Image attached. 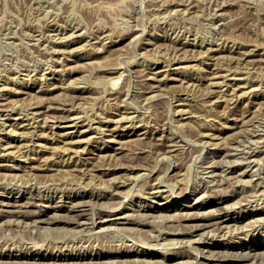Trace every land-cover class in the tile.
I'll return each instance as SVG.
<instances>
[{"label": "rangeland", "instance_id": "obj_1", "mask_svg": "<svg viewBox=\"0 0 264 264\" xmlns=\"http://www.w3.org/2000/svg\"><path fill=\"white\" fill-rule=\"evenodd\" d=\"M180 1L0 0V224L4 222L0 225L1 264H178L175 261L183 260L187 261H183L184 264H248L249 260V264H264V0ZM212 79L217 84H213ZM121 116L127 117L122 119ZM115 117H119L116 122ZM53 133L58 134L54 137ZM78 138L85 139L80 141ZM161 153L164 155L159 158ZM165 155L171 156L166 159ZM154 161L159 165H154ZM91 180H94L92 184ZM95 184L100 186L95 187ZM189 203L193 205L185 207ZM227 205L232 209L229 212ZM110 206L117 207L111 209ZM165 206H170V211ZM199 213L201 215L197 217ZM101 215L111 218V223L97 226ZM51 216L63 221L45 220ZM148 252H157L153 253L154 263L142 255ZM246 253H250L248 259L238 258ZM174 256L178 257L175 259Z\"/></svg>", "mask_w": 264, "mask_h": 264}, {"label": "bare ground", "instance_id": "obj_2", "mask_svg": "<svg viewBox=\"0 0 264 264\" xmlns=\"http://www.w3.org/2000/svg\"><path fill=\"white\" fill-rule=\"evenodd\" d=\"M168 1H169V0H168ZM175 1H176V0H175ZM179 1H180V0H179ZM226 1H227V0H226ZM228 1H229V0H228ZM172 2H173V0H172ZM180 2H181V1H180ZM184 2H185V1H184ZM217 2H218V1H217ZM176 3H177V2H176ZM182 3H183V1H182ZM221 3H223V0H222ZM225 3H226V2H224V4H225ZM178 4H179V3H178ZM218 4H219V3H218ZM226 4H227V3H226ZM169 5H171V4H169ZM176 6H177V4H176ZM218 7H219V5H218ZM52 29H54V28H52ZM134 30H135V29H134ZM131 33H132V32H131ZM80 35H81V34H80ZM80 35H79V36H80ZM105 35H106V34H105ZM108 35H109V34H108ZM76 36H77V35H76ZM79 36H78V37H79ZM108 37H109V36H108ZM100 38H102V37L100 36ZM106 38H107V37H106ZM111 38H112V37H111ZM95 40H96V39H95ZM90 41H91V40H90ZM101 41H102V40H101ZM91 42H93V41H91ZM98 42H99V41H98ZM103 42H104V41H103ZM112 42H113V41H112ZM112 42H111V43H112ZM71 43H72V42H71ZM104 43H105V42H104ZM87 44H88V43H87ZM102 44H103V43H102ZM85 45H86V44H85ZM91 45H92V44H91ZM97 45H98V43H97ZM104 45H105V44H104ZM184 45H185V44H184ZM185 46H186V45H185ZM200 46H201V45H200ZM93 47H94V46H93ZM116 47H117V46H116ZM119 47H120V46H119ZM76 48H77V47H76ZM80 48H81V47H80ZM104 48H105V46H104ZM173 48H174V47H173ZM175 48H176V47H175ZM178 48H179V47H178ZM180 48H181V47H180ZM107 49H108V47H107ZM115 49H116V48H115ZM115 49H114V50H115ZM117 49H118V47H117ZM176 49H177V48H176ZM212 49H214V48H212ZM77 50H78V48L76 49V51H77ZM108 50H109V49H108ZM177 50H178V49H177ZM207 50H209V49H207ZM214 50H215V49H214ZM68 51H69V50H68ZM70 51H71V50H70ZM74 51H75V50H74ZM74 51H73V53H74ZM102 51H103V50H102ZM183 51H184V50H183ZM64 52H65V51H64ZM71 52H72V51H71ZM67 53H69V52H67ZM73 53H72V54H73ZM177 53H178V52H177ZM205 53H206V52H205ZM250 53H251V52H250ZM78 54H79V53H78ZM202 54H203V53H202ZM241 54H243V53H241ZM241 54H240V55H241ZM247 54H248V52H247ZM88 55H89V54H88ZM210 55H211V54H210ZM78 56H79V55H78ZM83 56H84V55H83ZM178 56H179V55H178ZM185 56H186V55H185ZM206 56H207V55H206ZM211 56H212V55H211ZM242 56H244V55H242ZM68 57H69V55H68ZM68 57H67V59H68ZM87 57H88V56H87ZM90 57H91V56H90ZM182 57H183V56H182ZM188 57H189V56H188ZM195 57H196V56H195ZM245 57H246V56H245ZM72 59H73V58H72ZM177 59H178V58H177ZM179 59H180V58H179ZM184 59H185V58H184ZM241 59H243V58H241ZM70 60H71V58H70ZM78 60H79V59H78ZM260 60H261V59H260ZM180 61H181V60H180ZM69 62H70V61H69ZM72 62H73V61H72ZM77 63H78V61H77ZM89 63H90V62H89ZM77 65H78V64H77ZM237 66H238V65H237ZM70 67H71V66H70ZM72 67H73V66H72ZM224 69H226V68H224ZM228 69H229V67H228ZM228 69H227V70H228ZM68 70H69V69H68ZM74 70H77V69H73L72 71H74ZM78 70H79V69H78ZM114 70H115V69H114ZM234 70H235V69H234ZM117 71H118V70H117ZM215 71H216V70H215ZM218 71H219V70H218ZM235 71H237V70H235ZM70 72H71V70H70ZM157 72H158V71H157ZM232 72H233V71H232ZM113 73H114V72H113ZM160 73H161V72H160ZM208 74H209V73H208ZM215 74H216V73H215ZM219 75H220V74H219ZM209 76H211V75H209ZM216 76H218V75H216ZM221 76H222V75H221ZM224 76H225V75H224ZM79 77H80V76H79ZM113 77H114V76H113ZM225 77H226V76H225ZM75 78H76V77H75ZM77 78H78V77H77ZM114 78H116V77H114ZM118 78H119V77H118ZM154 78H156V77H154ZM216 78H217V77H216ZM223 78H224V77H223ZM223 78H222V79H223ZM63 79H64V78H63ZM71 79L74 80L73 78H71ZM111 79H112V78H111ZM148 79H149V78H148ZM210 79H211V78H210ZM217 79H218V78H217ZM61 80H62V79H61ZM65 80H66V78H65ZM65 80H64V81H65ZM75 80H77V79H75ZM157 80H158V79H157ZM212 80H213V79H212ZM215 80H216V79H215ZM224 80H225V79H224ZM68 81H69V80H68ZM78 81H80V80H78ZM78 81H77V83H78ZM158 81H159V80H158ZM217 81H218V80H217ZM60 82H61V81H60ZM209 82H210V81H209ZM209 82H208V83H209ZM219 82H220V81H219ZM62 83H63V82H62ZM67 83H68V84H69V83L73 84L72 82H67ZM214 83H216V82H214V80H213V84H214ZM216 84H217V83H216ZM218 84H219V83H218ZM50 85H51V84H50ZM56 85H58V84H56ZM59 85H60V84H59ZM61 85H62V84H61ZM66 85H67V84H66ZM66 85H65V86H66ZM74 85H75V84H74ZM54 86H55V85H54ZM65 86H64V88H65ZM67 86H68V85H67ZM153 86H155V85L153 84ZM158 86H159V84H158ZM58 87H59V86H58ZM61 87H62V86H61ZM68 87H69V86H68ZM68 87H67V88H68ZM73 87H74V86H73ZM149 87H151V86L149 85ZM6 88H7V87H6ZM53 88H54V87H53ZM23 89H24V88H23ZM46 89H47V88H46ZM51 89H52V88H51ZM51 89H50V90H51ZM62 89H63V88H62ZM212 89H213V87H212ZM25 90H26V89H25ZM38 90H39V89H38ZM41 90H42V89H41ZM63 90H64V89H63ZM18 91H19V90H18ZM29 91H30V90H29ZM46 91H47V90H46ZM211 91H212V90H211ZM19 92H21V90H20ZM41 92H42V91H41ZM111 92H112V91H111ZM116 92H118V91H116ZM15 93H16V92H15ZM21 93H22V92H21ZM29 93H30V92H29ZM43 93H44V92H43ZM119 93H120V92H119ZM119 93H118V94H119ZM123 93H124V91H123ZM109 94H110V93H109ZM118 94H117V95H118ZM125 94H126V93H125ZM76 95H77V94H76ZM210 95H211V94H210ZM238 95H239V94H238ZM114 96H115V95H114ZM232 96H233V95H232ZM232 96H231V98H232ZM2 97H3V96H2ZM4 97H5V96H4ZM78 97H79V96H78ZM233 97H236V96H233ZM237 97H238V96H237ZM0 98H1V97H0ZM5 98H6V97H5ZM113 98H114V97H113ZM117 98H118V97H117ZM2 99H4V98H2ZM52 99H54V98H52ZM55 99H56V98H55ZM68 99H69V98H68ZM70 99H71V98H70ZM233 99H234V98H233ZM73 100H74V99H73ZM217 100H218V99H217ZM237 100H238V99H237ZM48 101H49V100H48ZM57 101H58V100H57ZM71 101H72V100H71ZM75 101H76V100H75ZM215 101H216V100H215ZM5 103H6V102H5ZM48 103H49V102H48ZM53 103H56V102L53 101ZM53 103H52V105H53ZM62 103H63V102H62ZM65 103H66V102H65ZM69 103H70V102H69ZM3 104H4V103H3ZM4 105H5V104H4ZM36 105H37V104H36ZM36 105H35V106H36ZM47 105H48V104H47ZM71 105H73V104H70V106H71ZM50 106H51V104H50ZM53 106H54V105H53ZM48 108H49V107H48ZM58 108H60V107H58ZM63 108H64V107H63ZM65 108H66V107H65ZM72 108H73V107H72ZM124 108H125V107H124ZM61 109H62V108H61ZM73 109H75V108H73ZM73 109H72V110H73ZM117 109H118V108H117ZM120 109H121V108H120ZM122 109H123V108H122ZM125 109H126V108H125ZM182 109H183V108H182ZM45 110H46V109H45ZM58 110L60 111V109H58ZM68 110H70V109H68ZM76 110H77V109H76ZM180 110H181V109H180ZM183 110H184V109H183ZM40 111H41V110H40ZM61 111H62V110H61ZM119 111H121V110H119ZM177 111H179V110H177ZM184 111H185V110H184ZM186 111H188V110H186ZM186 111H185V112H186ZM35 112H37V111H35ZM56 112H57V111H56ZM63 112H64V111H63ZM69 112H70V111H69ZM123 112H124V111H123ZM179 112H180V111H179ZM181 112H182V110H181ZM23 113H24V112H23ZM30 113H31V112H30ZM37 113H39V112H37ZM41 113H43V112H41ZM76 113H77V116H78L79 113H78L77 111H76ZM111 113H112V112H111ZM17 114H18V113H17ZM20 114H21V113H20ZM25 114H26V113H25ZM28 114H29V113H28ZM39 114H40V113H39ZM68 114H69V113H68ZM71 114H72V113H71ZM118 114H120V113L118 112ZM123 114H125V113H123ZM123 114H122V116H123ZM180 114H181V113H180ZM46 115H47V114H46ZM72 115H73V114H72ZM72 115H70V116L72 117ZM109 115H110V114H109ZM181 115H182V114H181ZM15 116H16V115H15ZM36 116H37V115H36ZM48 116H49V115H48ZM59 116H61V115H59ZM74 116H75V115H74ZM74 116H73V117H74ZM122 116H121V117H122ZM129 116L131 117V114L128 115V117H129ZM132 116H134V115H132ZM11 117H12V116H11ZM21 117H22V116H21ZM26 117H27V114H26ZM31 117H34V116H31ZM41 117H43V116H41ZM121 117H120V118H121ZM126 117H127V116H126ZM126 117H125V118H126ZM6 118H7V117H6ZM23 118H24V117H23ZM23 118H22V119H23ZM62 118H63V117H62ZM80 118H81V116H80ZM109 118H110V117H109ZM116 118H119V117H115V122H116ZM125 118L122 117V119H125ZM4 119H5V118H4ZM7 119H8V118H7ZM28 119H29V117L26 119V121H27ZM36 119H37V118H36ZM40 119H41V118H40ZM46 119H47V118H46ZM46 119H45V120H46ZM53 119H54V117H53ZM133 119H134V118H133ZM15 120H16V119H15ZM30 120H31V119H30ZM47 120H48V119H47ZM55 120H56V119H55ZM63 120H64V119H63ZM71 120H72V119H71ZM110 120H111V119H110ZM127 120H129V119H127ZM134 120H135V119H134ZM137 120H138V119H137ZM208 120H209V119H208ZM5 121H6V120H5ZM17 121H18V120H17ZM21 121H22V120H21ZM31 121H32V120H31ZM51 121H52V120H51ZM53 121H54V120H53ZM107 121H108V120H107ZM113 121H114V120H113ZM118 121H119V120H118ZM132 121H133V120H132ZM132 121H131V123H132ZM18 122H19V121H18ZM23 122H24V121H23ZM27 122H28V121H27ZM38 122H39V121H38ZM58 122H59V121H58ZM89 122L91 123V121H89ZM98 122H99V121H98ZM104 122H105V121H104ZM28 123H29V122H28ZM35 123H36V122H35ZM35 123H34V124H35ZM144 123H145V122H144ZM203 123H206V122L204 121ZM203 123H202V125H203ZM4 124H5V123H4ZM22 124H23V123H22ZM30 124H31V123H30ZM34 124H33V125H34ZM66 124H67V123H66ZM77 124H78V123H77ZM77 124H76V125H77ZM119 124H120V122H119ZM133 124H134V123H133ZM140 124H142V123H140ZM164 124H165V123H164ZM208 124H209V123H208ZM208 124H207V125H208ZM20 125H21V124H20ZM36 125H38V124H36ZM47 125H48V124H47ZM68 125H70V124H68ZM72 125H73V124H72ZM209 125L211 126V124H209ZM14 126H15V124H14ZM16 126H17V125H16ZM25 126H26V125H25ZM27 126H28V125H27ZM27 126H26V127H27ZM39 126H40V125H39ZM52 126H55V125H52ZM120 126H121V125H120ZM136 126H137V125H136ZM142 126H143V125H142ZM144 126H145V125H144ZM200 126H201V125H200ZM56 127H57V126H56ZM89 127H90V126H89ZM91 127H92V126H91ZM98 127H100V126H98ZM115 127H116V124H115ZM128 127H129V126H128ZM147 127H148V126H147ZM147 127H146V128H147ZM204 127H205V126H204ZM16 128H17V127H16ZM34 128H35V126H34ZM53 128H54V127H53ZM95 128H96V127H95ZM109 128H110V127H109ZM117 128H118V127H117ZM125 128H126V127H125ZM135 128H136V127H135ZM211 128H212V127H211ZM1 129H3V128L1 127ZM26 129H27V128H26ZM28 129H29V128H28ZM43 129H44V128H43ZM90 129H91V128H90ZM98 129H100V128H98ZM144 129H145V128H144ZM32 130H33V129H32ZM32 130H31V131H32ZM100 130H101V129H100ZM108 130H109V129H108ZM150 130H151V128H150ZM28 131H30V130H28ZM28 131H27V133H28ZM54 131H55V130H54ZM93 131H94V130H93ZM102 131H103V130H102ZM109 131H111V130H109ZM161 131H162V130H161ZM44 132H45V131H44ZM44 132H43V133H44ZM52 132H53V131H52ZM96 132H97V131H96ZM106 132H108V131H106ZM157 132H158V131H157ZM159 132H160V131H159ZM208 132H209V131H208ZM208 132H207V133H208ZM25 133H26V131H25ZM37 133H39V132H37ZM80 133H82V132L80 131ZM103 133H104V132H103ZM116 133H117V132H116ZM199 133H200V132H199ZM201 133H202V131H201ZM204 133L207 134L206 132H204ZM209 133H210V132H209ZM35 134H36V133H34V135H35ZM51 134H52V133H51ZM54 134H55V133H53V136H54ZM56 134H58V133H56ZM56 134H55V135H56ZM63 134H64V133H63ZM63 134H60V135H63ZM144 134H145V133H144ZM167 134H168V133H167ZM171 134H172V133H171ZM202 134H203V133H202ZM205 134H204V135H205ZM214 134H215V133H214ZM256 134H257V133H256ZM16 135H17V134H16ZM16 135H15V137H16ZM19 135H20V134H19ZM24 135H25V134H24ZM26 135H27V134H26ZM36 135H37V134H36ZM36 135H35V136H36ZM40 135H41V134H40ZM42 135H43V134H42ZM64 135H65V134H64ZM101 135H102V134H101ZM134 135H135V134H134ZM198 135H199V134H198ZM258 135H259V134H258ZM21 136H22V135H21ZM21 136H20V137H21ZM28 136H29V135H28ZM32 136H33V133H32ZM32 136H31V138H32ZM43 136H44V135H43ZM43 136H42V137H43ZM45 136H46V135H45ZM90 136H91V135H90ZM90 136H89V137H90ZM139 136H140V135H139ZM162 136H163V135H162ZM200 136H201V135H200ZM205 136H206V135H205ZM213 136H214V135H213ZM216 136H217V135H216ZM33 137H34V136H33ZM54 137H55V136H54ZM112 137H114V136H112ZM116 137H117V136H116ZM144 137H145V136H144ZM159 137H160V136H159ZM164 137H165V136H164ZM168 137H169V136H167V138H168ZM171 137H172V136H171ZM180 137H181V136H180ZM214 137H215V136H214ZM28 138H29V137H28ZM31 138H30V139H31ZM51 138H52V136H51ZM70 138H71V137H70ZM95 138H96V137H95ZM101 138H103V137L101 136ZM140 138H141V137H140ZM160 138H161V137H160ZM176 138H177V137H176ZM182 138H183V137H182ZM204 138H205V137H204ZM15 139H16V138H15ZM39 139H40V138H39ZM53 139H54V138H53ZM53 139H52V140H53ZM58 139H59V138H58ZM73 139H74V138H73ZM83 139H85V138H83ZM83 139H81V140L83 141ZM87 139H88V137H87ZM93 139H94V138H93ZM97 139H98V138H97ZM114 139H115V138H114ZM158 139H159V138H158ZM168 139H170V138H168ZM183 139H184V138H183ZM198 139H199V138H198ZM12 140H13V139H12ZM25 140H26V139L24 138V141H25ZM31 140H33V139H31ZM50 140H51V139H50ZM54 140H55V139H54ZM54 140H53V141H54ZM76 140H77V139H76ZM78 140H80V139L78 138ZM78 140H77V141H78ZM81 140H80V141H81ZM108 140H110V139H108ZM112 140H113V139H112ZM130 140H131V139H130ZM130 140H129V141H130ZM164 140H165V139H164ZM177 140H178V139H177ZM185 140H186V139H185ZM221 140H222V139H221ZM57 141H58V140H57ZM72 141H74V140H72ZM84 141H85V140H84ZM113 141H116V140H113ZM119 141H120V140H119ZM121 141H122V140H121ZM123 141H124V140H123ZM178 141H179V140H178ZM186 141H187V140H186ZM202 141L204 142V139H203ZM215 141H216V140H215ZM224 141H226V140H224ZM230 141H231V140H230ZM234 141H235V140H234ZM251 141L253 142V140H251ZM15 142H16V141H15ZM21 142H22V141H21ZM21 142H20V143H21ZM69 142H70V141H69ZM110 142H111V141H110ZM126 142H127V140H126ZM160 142H161V141H160ZM175 142H176V141H175ZM180 142H181V141H180ZM182 142H183V141H182ZM207 142H208V141H207ZM210 142H212V141H210ZM210 142H209V143H210ZM218 142H219V141H218ZM218 142H217V143H218ZM249 142H250V141H249ZM256 142H257V141H256ZM10 143H11V142H10ZM17 143H18V142H17ZM27 143H28V142H27ZM71 143H72V142H71ZM79 143H80V142H79ZM86 143H87V142H86ZM155 143H156V142H155ZM168 143H169V142H168ZM177 143H179V142H177ZM205 143H206V141H205ZM225 143H226V142H225ZM225 143H224V144H225ZM232 143H233V142H232ZM254 143H255V140H254ZM67 144H68V142H67ZM74 144H75V143H74ZM124 144H125V142H124ZM152 144H153V143H152ZM158 144H159V143H158ZM158 144H157V145H158ZM173 144H174V142H173ZM173 144H172V149H173ZM207 144H208V143H207ZM210 144H212V143H210ZM210 144H209V145H210ZM213 144H214V143H213ZM226 144L228 145V143H226ZM233 144H234V143H233ZM233 144H232V146H234ZM242 144H243V143H242ZM247 144H248V143H247ZM256 144H257V143H256ZM8 145H10V144L8 143ZM11 145H12V144H11ZM17 145H18V144H17ZM17 145H16V146H17ZM20 145H21V144H20ZM20 145H19V146H20ZM69 145H70V144H69ZM155 145H156V144H155ZM166 145H167V143H166ZM181 145H182V144H181ZM220 145H221V144H220ZM248 145H249V144H248ZM250 145H252V144H250ZM254 145H255V144H254ZM5 146H6V145H5ZM12 146H13V145H12ZM19 146H18V147H19ZM45 146H46V145H45ZM55 146H57V145H55ZM58 146H59V145H58ZM60 146H61V145H60ZM71 146H72V145H71ZM123 146H124V145H123ZM160 146H161V144H160ZM216 146H217V145H216ZM218 146H219V145H218ZM232 146H231V144H230V147H232ZM236 146H237V145H236ZM243 146H245V143L243 144ZM22 147H23V146H22ZM47 147H48V146H47ZM87 147H88V146H87ZM228 147H229V146H228ZM230 147H229V149H230ZM249 147H250V146H249ZM249 147H248V148H249ZM6 148H7V146H6ZM50 148H51V147H50ZM58 148H59V147H58ZM61 148H62V146H61ZM69 148H70V146H69ZM69 148H68V150H69ZM142 148H143V147H142ZM216 148H217V147H216ZM216 148H215V149H216ZM221 148H222V147H221ZM221 148H220V149H221ZM224 148H225V147H224ZM232 148H233V147H232ZM237 148H238V147H237ZM242 148H243V147H242ZM255 148H256V146H255ZM19 149H20V148H19ZM64 149H65V148H64ZM71 149H72V148H71ZM71 149H70V151H71ZM90 149H91V148H90ZM138 149H139V148H138ZM163 149H164V148H163ZM177 149H178V148H177ZM179 149H180V148H179ZM235 149H236V148H234V150H235ZM239 149H240V148H239ZM251 149H253V148H251ZM251 149H250V150H251ZM3 150H4V149H3ZM47 150H48V149H47ZM66 150H67V149H66ZM66 150H65V152H66ZM72 150H73V149H72ZM75 150H76V147H75ZM78 150H79V149H78ZM148 150H149V149H148ZM148 150H147V151H148ZM180 150H181V149H180ZM245 150H246V149H245ZM245 150H244V152H246ZM4 151H5V150H4ZM10 151H11V150H10ZM19 151H20V150H19ZM76 151H77V150H76ZM137 151H138V150H137ZM142 151H143V150H142ZM161 151H162V150H161ZM165 151H166V150H165ZM165 151H164V152H165ZM170 151H171V150H170ZM248 151H249V150H248ZM21 152H22V151H21ZM21 152H19V153H21ZM52 152H53V151H52ZM61 152H62V151H61ZM73 152H74V150H73ZM83 152H84V151H83ZM129 152H130V151H129ZM134 152H135V151H134ZM150 152H151V151H150ZM157 152H158V151H157ZM178 152H179V151H178ZM228 152H229V151H228ZM234 152H235V151H234ZM12 153H13V151H12ZM79 153H80V152H79ZM79 153H78V154H79ZM99 153H100V152H99ZM132 153H133V152H132ZM231 153H232V151H231ZM231 153H230V154H231ZM247 153H248V152H247ZM256 153H257V152H256ZM3 154H4V153H3ZM9 154H10V153H9ZM9 154H8V155H9ZM171 154H173V153L171 152ZM223 154H224V152H223ZM4 155H5V154H4ZM4 155H3V156H4ZM150 155H151V154H150ZM159 155H160V154H159ZM159 155H158V156H159ZM162 155H164V153H163V154L161 153V156H159V158H161ZM219 155H220V154H219ZM235 155H236V154H235ZM69 156H71V153L69 154ZM73 156H74V154H73ZM112 156H113V155H112ZM131 156H132V155H131ZM166 156H169V155H165V156H164V157L167 159ZM170 156H171V155H170ZM170 156H169V157H170ZM174 156H175V155H174ZM233 156H234V155H233ZM244 156H245V155H244ZM80 157H81V156H80ZM105 157H106V156H105ZM105 157H104V158H105ZM134 157H135V156H134ZM245 157H246V156H245ZM70 158H71V157H70ZM72 158H73V157H72ZM87 158H88V157H87ZM146 158H147V157H146ZM155 158H156V157H155ZM252 158H253V157H252ZM38 159H39V158H38ZM171 159H172V158H171ZM221 159H222V158H221ZM244 159H245V158H244ZM257 159H258V158H257ZM46 160H47V159H46ZM48 160H49V159H48ZM72 160H73V159H72ZM102 160H103V159H102ZM110 160H111V159H110ZM112 160H113V159H112ZM114 160H115V159H114ZM119 160H120V158H119ZM121 160H122V159H121ZM157 160H159V159L157 158ZM164 160H165V159H164ZM247 160H248V159H247ZM247 160H246V161H247ZM249 160H251V159H249ZM253 160H254V158H253ZM70 161H71V160H70ZM78 161H79V160H78ZM78 161H77V162H78ZM91 161H92V160H91ZM159 161H162V159H160ZM159 161H158V162H159ZM180 161H181V160H180ZM47 162H48V161H47ZM47 162H46V163H47ZM75 162H76V161H75ZM116 162H117V161H116ZM169 162H170V161H169ZM172 162H173V160H172ZM51 163H52V162H51ZM88 163H89V162H88ZM118 163H119V162H118ZM127 163H128V162H127ZM144 163H145V162H144ZM146 163H147V162H146ZM151 163H152V162H151ZM154 163H155V161L153 162V164H154ZM164 163H165V162H164ZM212 163H213V161H212ZM217 163H218V162H217ZM255 163H256V161H255ZM52 164H53V163H52ZM56 164H57V163H56ZM62 164H63V163H62ZM69 164H70V163H69ZM79 164H80V163H79ZM90 164H91V163H90ZM100 164H101V163H100ZM109 164H110V163H109ZM115 164H116V163H115ZM115 164H114V165H115ZM167 164H168V163H167ZM176 164H177V163H176ZM180 164H181V163H180ZM219 164H220V163H219ZM221 164H222V163H221ZM0 165H1V164H0ZM21 165H22V164H21ZM23 165H24V164H23ZM48 165H49V164H48ZM73 165H74V164H73ZM75 165H76V163H75ZM75 165H74V166H75ZM101 165H102V164H101ZM110 165H111V164H110ZM121 165H122V163H121ZM154 165H159V164L157 163V164H154ZM208 165H209V163H208ZM210 165H211V164H210ZM214 165H215V164H214ZM229 165H230V164H229ZM255 165H256V164H255ZM255 165H254V166H255ZM13 166H14V165H12V167H13ZM28 166H29V165H28ZM39 166H40V165H39ZM45 166H46V164L44 165V167H45ZM65 166H66V165H65ZM95 166H96V165H95ZM105 166H107V165H105ZM112 166H113V165H112ZM117 166H119V164H118ZM117 166H116V167H117ZM123 166H125V165H122V167H123ZM129 166H130V165H129ZM131 166H132V165H131ZM139 166H141V165H139ZM145 166H146V165H145ZM152 166H153V165H152ZM170 166H171V165H170ZM178 166H179V164H178ZM225 166H226V165H225ZM245 166H246V165H245ZM16 167H17V166H16ZM16 167H15V168H16ZM19 167H20V166H19ZM21 167H22V166H21ZM30 167H32V166H30ZM33 167H34V166H33ZM61 167H62V166H61ZM72 167H73V166H72ZM79 167H81V166H79ZM79 167H78V168H79ZM98 167H99V166H98ZM107 167H108V166H107ZM119 167H120V166H119ZM126 167H127V166H126ZM137 167H138V166H137ZM202 167H203V165H202ZM204 167H205V166H204ZM209 167H211V166H209ZM41 168H42V166H41ZM64 168H65V167H64ZM76 168H77V167H76ZM89 168H90V167H89ZM92 168H93V167H92ZM112 168H113V167H112ZM127 168H128V167H127ZM127 168H126V169H127ZM140 168H141V167H140ZM144 168H145V167H144ZM175 168H176V167H175ZM182 168H183V166H182ZM12 169H13V168H12ZM28 169H29V168H28ZM35 169H36V167H35ZM39 169H40V168H39ZM43 169H44V168H43ZM51 169H52V168H51ZM65 169H66V168H65ZM69 169H70V168H69ZM113 169H114V168H113ZM138 169H139V168H138ZM148 169H149V168H148ZM184 169H185V168H184ZM203 169H204V168H203ZM210 169H211V168H210ZM220 169H221V168H220ZM253 169H254V168H253ZM29 170H30V169H29ZM57 170H59V167H58ZM66 170H67V169H66ZM66 170H65V172H66ZM75 170H76V169H75ZM75 170H74V171H75ZM82 170H83V168H82ZM82 170H81V171H82ZM152 170H153V169H152ZM166 170H167V167H166ZM176 170H177V169H176ZM180 170H181V169H180ZM206 170H207V169H206ZM223 170H224V168H223ZM223 170H222V171H223ZM243 170H244V169H243ZM68 171H69V170H68ZM77 171H78V170H77ZM90 171H91V170H90ZM106 171H107V170H106ZM136 171H137V170H136ZM138 171H139V170H138ZM154 171H155V170H154ZM167 171H168V170H167ZM182 171H183V170H182ZM185 171H186V170H185ZM203 171H204V170H203ZM208 171H209V170H208ZM210 171H211V170H210ZM210 171H209V172H210ZM228 171H229V170H228ZM228 171H227V172H228ZM246 171H247V170H246ZM252 171H253V170H252ZM255 171H256V170H255ZM33 172H34V171H33ZM70 172H72V171H70ZM88 172H89V171H88ZM98 172H99V171H98ZM143 172H144V169H143ZM219 172H220V171H219ZM249 172H250V171H249ZM82 173H83V172H81V174H82ZM89 173H90V172H89ZM130 173H131V172H130ZM139 173H140V172H139ZM144 173H145V172H144ZM163 173H164V172H163ZM163 173H162V174H163ZM185 173H186V172H185ZM185 173H183V175H184ZM215 173H216V172H215ZM221 173H222V172H221ZM224 173H225V172H224ZM250 173H251V172H250ZM91 174H92V172H91ZM123 174H124V173H123ZM132 174H133V173H132ZM132 174H131V175H132ZM142 174H143V173H142ZM145 174H146V173H145ZM145 174H144V175H145ZM164 174H165V173H164ZM164 174H163L162 176H164ZM167 174H168V173H167ZM167 174H166V175H167ZM174 174H175V173H174ZM179 174H180V173H179ZM179 174H178V175H179ZM210 174H211V173H210ZM216 174H217V173H216ZM69 175H70V174H69ZM74 175H75V174H74ZM127 175H129V174H127ZM131 175H130V176H131ZM137 175H138V174H136V176H137ZM208 175H209V173H208ZM214 175H215V174H214ZM80 176H81V175H80ZM94 176H96V175H94ZM125 176H126V175H124V177H125ZM133 176H135V174H134ZM140 176H141V175H140ZM150 176H151V175H150ZM160 176H161V175H159V177H160ZM181 176H182V175H181ZM220 176H221V175H220ZM254 176H255V174H254ZM82 177H83V175H82ZM92 177H93V176H92ZM100 177H101V176H100ZM109 177H111V176H109ZM113 177H114V176H113ZM113 177H111V178H113ZM127 177H128V176H127ZM166 177H167V176H166ZM237 177H238V176H237ZM242 177H243V176H242ZM248 177H249V176H248ZM80 178H81V177H80ZM106 178H107V177H106ZM111 178H110V180H111ZM118 178H119V177H118ZM120 178H121V177H120ZM122 178H123V177H122ZM129 178H130V177H129ZM133 178H134V177H133ZM135 178H136V177H135ZM137 178H139V177H137ZM143 178H144V177H143ZM163 178H164V177H163ZM167 178H168V177H167ZM208 178H209V177H208ZM208 178H207V179H208ZM229 178H230V177H229ZM231 178H233V177L231 176ZM239 178H240V180H242L241 177H239ZM82 179H83V178H82ZM84 179H85V178H84ZM88 179H89V178H88ZM98 179L100 180V178H98ZM104 179H105V178H104ZM139 179H140V178H139ZM139 179H138V180H139ZM160 179H161V177H160ZM177 179H178V178H177ZM215 179H216V178H215ZM215 179H214V180H215ZM221 179H222V178H221ZM225 179H226V177H225ZM249 179H250V178H249ZM253 179H254V178H253ZM102 180H103V178H102ZM115 180H117V179L115 178V179H114V182H115ZM121 180H122V179H121ZM125 180H126V179H125ZM130 180H131V178H130ZM163 180H164V179H162V181H163ZM205 180H206V179H205ZM208 180H209V179H208ZM256 180H257V179H256ZM92 181H94V180H91V184H92ZM106 181H107V180H106ZM118 181H119V180H118ZM126 181H127V180H126ZM148 181H149V180H148ZM148 181H147V182H148ZM150 181H151V180H150ZM156 181H158V180H156ZM165 181H166V180H165ZM171 181H172V180H171ZM212 181H213V180H212ZM218 181H219V180H218ZM231 181H232V180H231ZM234 181H235V180H234ZM243 181H244V178H243ZM246 181H248V180H246ZM251 181H252V180H251ZM120 182L122 183L123 181H120ZM133 182H134V181H133ZM133 182H132V183H133ZM152 182H153V181H152ZM159 182H160V181H159ZM166 182L168 183V181H166ZM166 182H165V184H166ZM175 182H176V180H175ZM206 182H207V180H206ZM229 182H230V181H229ZM232 182H233V181H232ZM232 182H231V183H232ZM235 182H239V180H238V181H235ZM82 183H83V182H82ZM82 183H81V185H82ZM108 183H109V181H108ZM121 183H120V184H121ZM126 183H127V182H126ZM126 183H125V185H126ZM137 183H138V181H137ZM154 183H155V181H154ZM171 183H172V182H171ZM173 183H174V182H173ZM176 183H179V182H176ZM213 183H215V181H214ZM241 183H242V182H241ZM245 183H246V182H245ZM45 184H46V183H45ZM45 184H44V185H45ZM91 184H90V185H91ZM93 184H94V183H93ZM123 184H124V183H122L121 185H123ZM141 184H142V183H141ZM148 184H149V183H148ZM152 184H153V183H152ZM157 184H158V182H157ZM160 184H161V183H160ZM165 184H164V185H165ZM168 184H169V183H168ZM220 184H221V183H220ZM243 184H244V183H243ZM243 184H242V185H243ZM257 184H258V183H257ZM90 185H89V186H90ZM98 185H99V184H98ZM98 185L95 184V187L98 186ZM102 185H103V184H102ZM104 185H105V182H104ZM112 185H113V184H112ZM118 185H119V184H118ZM144 185H145V184H144ZM174 185H176V184H174ZM177 185H178V184H177ZM206 185H207V184H206ZM233 185H234V184H233ZM242 185H241V186H242ZM99 186H100V185H99ZM128 186H129V185H128ZM133 186H134V185H133ZM168 186H169V185H168ZM91 187H92V186H91ZM95 187H94V188H95ZM104 187H105V186H104ZM116 187H117V186H116ZM145 187H146V186H145ZM170 187H171V186H170ZM263 187H264V186H263ZM32 188H33V187H32ZM94 188H93V190H94ZM97 188H99V187H97ZM100 188H103V187H100ZM109 188H111V187H109ZM128 188H129V187H128ZM229 188H230V187H229ZM30 189H31V188H30ZM105 189H106V187H105ZM105 189H104V190H105ZM107 189H108V186H107ZM111 189H112V188H111ZM117 189H118V188H117ZM125 189H126V188H125ZM129 189H130V188H129ZM129 189H128V190H129ZM131 189H132V188H131ZM153 189H154V188H153ZM157 189H158V188H157ZM157 189H156V190H157ZM160 189H161V188H160ZM169 189H170V188H169ZM220 189H221V188H220ZM220 189H219V190H220ZM226 189H227V188H226ZM128 190L126 189V191H128ZM145 190H146V189H145ZM151 190H152V189H151ZM171 190H173V187H172ZM212 190H213V189H212ZM240 190H241V189H240ZM31 191H32V190H31ZM86 191H87V190H86ZM91 191H92V190H91ZM113 191H114V190H113ZM115 191H116V189H115ZM117 191H119V190H117ZM120 191H121V190H120ZM122 191H123V190H122ZM152 191H153V190H152ZM159 191H160V190H159ZM182 191H183V190H182ZM206 191H207V190H206ZM222 191H223V190H222ZM22 192H23V191H22ZM76 192H77V191H76ZM93 192H95V190H94ZM111 192H112V191H111ZM157 192H158V191H157ZM160 192H161V191H160ZM218 192H219V191H218ZM232 192H233V191H232ZM237 192H239V191H237ZM26 193H27V192H26ZM29 193H31V192H29ZM32 193H33V192H32ZM54 193H55V191H54ZM83 193H85V191H84ZM90 193H91V192H90ZM115 193H116V192H115ZM119 193H120V192H119ZM145 193H146V192H145ZM151 193H152V192H151ZM155 193H156V192H155ZM155 193H154V194H155ZM205 193H206V192H205ZM225 193H226V191H225ZM225 193H224V194H225ZM239 193H240V192H239ZM258 193H259V191H258ZM261 193H263V192H261ZM33 194H34V193H33ZM37 194H38V193H37ZM39 194H40V193H39ZM66 194H67V193H66ZM70 194H71V193H70ZM91 194H92V193H91ZM91 194H90V195H91ZM96 194L98 195V193H96ZM106 194H107V193H106ZM112 194H114V193H112ZM156 194H157V193H156ZM158 194H159V193H158ZM202 194H203V193H202ZM209 194H210V193H209ZM219 194H220V193H219ZM263 194H264V193H263ZM30 195H31V194H30ZM122 195H124V194H122ZM126 195H127V194H125V197H127ZM140 195H141V194H140ZM170 195H171V192H170ZM176 195H177V194H176ZM243 195H244V194H243ZM246 195H247V194H246ZM248 195H249V194H248ZM69 196H70V195H69ZM92 196H93V194H92ZM104 196H107V195H104ZM112 196H113V195H112ZM161 196H162V195H161ZM163 196L165 197V195H163ZM205 196H206V195H205ZM208 196H209V195H208ZM211 196H212V195H211ZM225 196H226V194H225ZM250 196H251V195H250ZM258 196H260V195H258ZM262 196H263V195H262ZM47 197H48V195H47ZM50 197H51V196H50ZM52 197H53V196H52ZM58 197H59V196H58ZM58 197H57V198H58ZM61 197H62V196H61ZM61 197H60V198H61ZM74 197H75V196H74ZM77 197H78V196H77ZM120 197H121V196H120ZM125 197H123V198H125ZM148 197H149V196H148ZM148 197H146V198H148ZM220 197H221V196H220ZM41 198H42V197H41ZM75 198H76V197H75ZM96 198H97V196H96ZM100 198H101V197H100ZM107 198H108V197H107ZM116 198H117V197H116ZM203 198H204V197L202 196V199H203ZM205 198H206V197H205ZM232 198H233V197H232ZM248 198H249V197H248ZM7 199H8V198H7ZM18 199H19V198H18ZM25 199H26V198H25ZM86 199H87V198H86ZM86 199H85V200H86ZM88 199H90V198L88 197ZM94 199H95V198H94ZM15 200H16V199H15ZM39 200H40V199H39ZM58 200H59V198H58ZM63 200H64V199H63ZM68 200H69V199H68ZM101 200H102V199H101ZM112 200H113V199H112ZM125 200H126V199H125ZM203 200H204V199H203ZM215 200H216V199H215ZM237 200H238V199H237ZM243 200H244V198H243ZM250 200H251V199H250ZM28 201H29V200H28ZM33 201H34V200H33ZM33 201H32V202H33ZM56 201H57V200H56ZM65 201H66V200H65ZM114 201H115V200H114ZM217 201L220 202V200H217ZM232 201H233V200H232ZM248 201H249V200H248ZM5 202H7V201L5 200ZM16 202H17V201H16ZM24 202H25V201H24ZM51 202H52V201H51ZM60 202H61V201H60ZM60 202H59V203H60ZM70 202H71V201H70ZM79 202H80V201H79ZM79 202H78V203H79ZM96 202H97V201H96ZM105 202H106V201H105ZM115 202H116V201H115ZM120 202H121V201H120ZM122 202H123V200H122ZM202 202H203V201H202ZM208 202H209V201H208ZM228 202H229V201H228ZM237 202H239V200H238ZM243 202H244V201H243ZM0 203H1V202H0ZM3 203H4V202H3ZM33 203H34V202H33ZM54 203H55V202H54ZM59 203H58V205H59ZM75 203L77 204V202H75ZM81 203H82V202H81ZM81 203H79V204H81ZM86 203H87V202H86ZM89 203H90V202H89ZM106 203H108V202H106ZM167 203H168V202H167ZM235 203H236V200H235ZM245 203H246V202H245ZM249 203H250V201H249ZM23 204H24V203H23ZM40 204H42V203H40ZM48 204H49V203H48ZM71 204H72V203H71ZM71 204H70V205H71ZM82 204H83V203H82ZM82 204H81V205H82ZM97 204H98V203H97ZM100 204H101V203H100ZM130 204H131V202H130ZM171 204H172V203H171ZM204 204H205V203H204ZM236 204H237V203H236ZM236 204H235V205H236ZM10 205H11V204H10ZM16 205H17V204H16ZM19 205H20V204H19ZM27 205H28V204H27ZM45 205H46V204H45ZM62 205H63V204H62ZM90 205H91V204H90ZM93 205H94V203H93ZM118 205H120V204H118ZM133 205H134V204H133ZM139 205H140V204H139ZM144 205H145V203H144ZM192 205H193V204H192ZM192 205H190V203H189V204L185 205V207H186V206H192ZM225 205H226V204H225ZM237 205L239 206V204H237ZM17 206H18V205H17ZM20 206H21V205H20ZM30 206H31V205H30ZM37 206H38V205H36V207H37ZM48 206H49V205H48ZM51 206H52V205H51ZM65 206H66V205H65ZM71 206H72V205H71ZM75 206H76V205H75ZM95 206H96V204H95ZM95 206H94V207L91 206V207L96 208ZM106 206H107V205H105L104 207H106ZM121 206H122V205H121ZM124 206H125V205H124ZM147 206H148V205H147ZM227 206H228V207H227V208H228V212L231 211V210H232V209H231V206H229V205H227ZM247 206H248V205H247ZM260 206H261V205H260ZM262 206H263V205H262ZM41 207H42V206H41ZM72 207H73V206H72ZM100 207H101V206H100ZM110 207H111V206H110ZM115 207H117V206H115ZM115 207H111V209H112V208H115ZM125 207H126V206H125ZM133 207H134V206H132V209H133ZM161 207H162V206H161ZM165 207H166V208H165L166 210H169V211H170V206H165ZM245 207H246V206H245ZM3 208H4V207H3ZM24 208H25V207H24ZM28 208H29V207H28ZM28 208H27V209H28ZM42 208H43V207H42ZM82 208H83V207H82ZM93 208H92V209H93ZM102 208H103V206H102ZM107 208H108V207H106V209H107ZM119 208H121V207H119ZM137 208H138V207H137ZM209 208H210V207H209ZM249 208H250V207H249ZM5 209H7V208H5ZM12 209H13V208H12ZM17 209H18V208H17ZM45 209H46V208H45ZM115 209H116V208H115ZM128 209H129V208H128ZM162 209H163V208H162ZM230 209H231V210H230ZM233 209H234V208H233ZM21 210H22V209H21ZM34 210H36V209H34ZM48 210H49V209H48ZM72 210H73V209H72ZM81 210H82V209H81ZM93 210H94V209H93ZM104 210H105V209H104ZM195 210H196V209H195ZM252 210H253V209H252ZM11 211H12V210H11ZM13 211H14V210H13ZM15 211H16V210H15ZM19 211H20V210H19ZM31 211H32V210H31ZM105 211H106V210H105ZM118 211H119V210H118ZM124 211H125V210H124ZM124 211H123V212H124ZM126 211H127V210H126ZM128 211H129V210H128ZM192 211H193V210H192ZM197 211H198V210H197ZM48 212H49V211H48ZM52 212H53V211H52ZM65 212H66V211H65ZM89 212H90V211H89ZM91 212H92V211H91ZM95 212H97V211H94V213H95ZM131 212H133V211H131ZM137 212H138V211H137ZM174 212H175V211H174ZM174 212H173V214H174ZM177 212H178V211H177ZM180 212H181V211H180ZM182 212H183V211H182ZM190 212H191V211H190ZM193 212H194V211H193ZM219 212H220V211H219ZM224 212H225V211H224ZM59 213H60V212H59ZM72 213H73V212H72ZM101 213H102V211H101ZM103 213H104V212H103ZM124 213L126 214V212H124ZM133 213H134V212H133ZM143 213H144V211H143ZM152 213H153V212H152ZM154 213H155V212H154ZM183 213H184V212H183ZM201 213H202V212H201ZM201 213L197 214V215H198L197 217H199V216L201 215ZM253 213H254V212H253ZM253 213H252V214H253ZM3 214H4V213H3ZM36 214H37V213H36ZM75 214H76V213H75ZM75 214H74V215H75ZM84 214H86V213H84ZM119 214H120V213H119ZM156 214H157V213H156ZM160 214L162 215L161 212H160ZM165 214H166V213H165ZM170 214H171V213H170ZM204 214H206V213H204ZM204 214H203V215H204ZM215 214H217V213H215ZM215 214H214V215H215ZM219 214H220V213H219ZM228 214H229V213H228ZM17 215H18V214H17ZM27 215H28V214H27ZM122 215H123V213H122ZM151 215H152V214H151ZM151 215H150V216H151ZM177 215L179 216V214H177ZM180 215H181V214H180ZM189 215H191V213H190ZM206 215H207V214H206ZM206 215H205V216H206ZM221 215H222V214H221ZM0 216H1V215H0ZM24 216H25V214H24ZM62 216H63V215H62ZM62 216H61V217H62ZM113 216H114V215H113ZM123 216H124V215H123ZM125 216H126V215H125ZM138 216H139V215H138ZM167 216H169V215H167ZM170 216H171V215H170ZM226 216H227V215H226ZM263 216H264V215H263ZM21 217H22V216H21ZM26 217H27V216H26ZM45 217H46V216H45ZM48 217H49V216H48ZM64 217H65V216H64ZM72 217H73V216H72ZM84 217H85V216H84ZM88 217H89V216H88ZM94 217H95V215H94ZM111 217H112V216H111ZM114 217H115V216H114ZM120 217H121V216H120ZM141 217H142V216H141ZM144 217H145V215H144ZM148 217H149V216H148ZM159 217H160V216H159ZM163 217H164V216H163ZM171 217H172V216H171ZM195 217H196V216H195ZM202 217H203V216H202ZM214 217H215V216H214ZM257 217H258V215H257ZM260 217H261V216H260ZM11 218H12V217H11ZM11 218H10V219H11ZM43 218H44V217H43ZM125 218H126V217H125ZM136 218H137V217H136ZM146 218H147V217H146ZM146 218H145V220H146ZM160 218H161V217H160ZM168 218H169V217H168ZM168 218H167V219H168ZM252 218H253V217H252ZM262 218H263V217H262ZM12 219H13V218H12ZM12 219H11V221H12ZM14 219H15V218H14ZM14 219H13V220H14ZM76 219H77V218H76ZM84 219H85V218H84ZM127 219L130 220L131 218H128V217H127ZM139 219H140V218H139ZM141 219H143V218H141ZM150 219H152V218H150ZM150 219H149V220H150ZM156 219H157V217H156ZM177 219H178V217H177ZM184 219H185V218H184ZM256 219H257V218H256ZM259 219L262 220L261 218H259ZM4 220H5V219H4ZM7 220H9V219L7 218ZM16 220H17V219H16ZM16 220H15V221H16ZM24 220H25V219H24ZM37 220H38V218H37ZM42 220H44V219H42ZM45 220H47V221H49V222H52V223H60L61 221H63L61 218H59V217H57V216H53V217L51 216V218H46ZM64 220H65V219H64ZM74 220H75V219H74ZM79 220H80V219H79ZM91 220H92V219H91ZM94 220H95V219H94ZM94 220H93V221H94ZM122 220H123V219H122ZM136 220H137V219H136ZM165 220H166V219H165ZM169 220H170V219H169ZM188 220H189V219H188ZM196 220H197V219H196ZM260 220H259V221H260ZM11 221H10V222H11ZM19 221H20V219H19ZM28 221H29V220H28ZM28 221H27V222H28ZM34 221H36V220H34ZM66 221H67V220H66ZM75 221H76V220H75ZM84 221H85V220H84ZM84 221H83V222H84ZM89 221H90V220H89ZM111 221H112L111 218H109V217L104 218V217H102V215H101L100 220L98 221L97 226H100V227L103 226V227H104V225H106V224H108V223H111ZM116 221H118V220L116 219ZM126 221H128V220H126ZM137 221H138V220H137ZM141 221H142V220H140V221H138V222H141ZM174 221H177V220L175 219ZM210 221H211V220H210ZM220 221H221V220H220ZM256 221H257V220H256ZM262 221H264V220H262ZM0 222H1V221H0ZM6 222H7V221H6ZM16 222H17V221H16ZM69 222H70V221H69ZM78 222H80V221H78ZM78 222H77V223H78ZM94 222H96V221H94ZM119 222H120V221H119ZM121 222H122V221H121ZM138 222H137V224H138ZM145 222H146V221H145ZM163 222H164V221H163ZM182 222H183V221H182ZM200 222H201V221H200ZM200 222H199V223H200ZM206 222H207V221H206ZM206 222H205V223H206ZM238 222H239V221H238ZM242 222H243V221H242ZM251 222H252V221H251ZM3 223H4V222H3ZM3 223H1V224H3ZM17 223H18V222H17ZM31 223H32V222H31ZM31 223H30V224H31ZM77 223H76V225H77ZM81 223H82V221H81ZM89 223H90V222H89ZM91 223H92V222H91ZM113 223H115V222H113ZM113 223H112L111 225H113ZM153 223H154V221H153ZM169 223H170V222H169ZM184 223H185V222H184ZM194 223H195V222H194ZM201 223H202V222H201ZM201 223H200V224H201ZM209 223H210V222H209ZM261 223H262V222H261ZM1 224H0V225H1ZM15 224H16V223H15ZM18 224H19V223H18ZM26 224H27V223H26ZM26 224H25V225H26ZM85 224H86V223H85ZM85 224H84V226H85ZM140 224H141V223H140ZM200 224H199V225H200ZM216 224H217V222H216ZM243 224H244V223H243ZM256 224H257V223H256ZM5 225H6V224H5ZM7 225H8V224H7ZM16 225H17V224H16ZM40 225H41V224H40ZM42 225H43V224H42ZM42 225H41V227H42ZM59 225H60V224H59ZM59 225H58V226H59ZM74 225H75V223H74ZM81 225H82V224H81ZM108 225H109V224H108ZM114 225H115V224H114ZM157 225H158V224H157ZM162 225H163V224H162ZM182 225H183V224H182ZM199 225H197V226H199ZM206 225H207V224H206ZM217 225H218V224H217ZM237 225H239V224H237ZM248 225H249V224H248ZM248 225H247V226H248ZM261 225H263V224H261ZM261 225H259L260 228H261ZM18 226H19V225H18ZM46 226H47V225H46ZM51 226H54V225H51ZM51 226H50V227H51ZM58 226H57V228H58ZM62 226H64V225H62ZM121 226H122V225H121ZM128 226H129V225H128ZM155 226H156V225H155ZM208 226H209V225H208ZM211 226H212V224H211ZM214 226H215V225H214ZM259 226H258V227H259ZM2 227H3V226H2ZM23 227H24V225H23ZM23 227H22V228H23ZM48 227H49V226H48ZM50 227H49V228H50ZM59 227H60V226H59ZM81 227H82V226H81ZM89 227H90V226H89ZM107 227H108V226H107ZM116 227H118V226L116 225L115 227H113V229L116 228ZM124 227H125V224H124ZM134 227H135V226H134ZM140 227H141V226H140ZM150 227H151V226H150ZM188 227H190V226H188ZM193 227H194V225H193ZM232 227H233V226H232ZM251 227H252V226H251ZM253 227H254V226H253ZM255 227H256V225H255ZM262 227H263V226H262ZM18 228H20V227H18ZM38 228H39V227H38ZM49 228H48V229H49ZM54 228H55V226H54ZM57 228H56V229H57ZM71 228H73V227H71ZM71 228H70V229H71ZM85 228H86V227H85ZM98 228H99V227H98ZM111 228H112V227H111ZM178 228H180V227L178 226ZM178 228H177V229H178ZM244 228H245V227H244ZM248 228H249V227H248ZM4 229H5V227H4ZM4 229H3V230H4ZM27 229H29V228H27ZM35 229H37V228H34V230H35ZM44 229H45V228H44ZM59 229H60V228H59ZM64 229H65V227H64ZM77 229H79V228H77ZM77 229H76V230H77ZM81 229H82V228H80L79 230L81 231ZM103 229H104V228H103ZM116 229H117V228H116ZM118 229H119V228H118ZM121 229H122V228H121ZM131 229H132V228H131ZM144 229H145V228H144ZM155 229H156V227H155ZM157 229L159 230V228H157ZM160 229H161V228H160ZM192 229H193V228H192ZM192 229H191V230H192ZM204 229H205V228H204ZM217 229H218V228H217ZM220 229H221V228H220ZM224 229H225V228H224ZM229 229H230V227H229ZM233 229H234V228H233ZM239 229H240V228H239ZM239 229H238V230H239ZM250 229H251V228H250ZM38 230H39V229H38ZM42 230H43V228H42ZM73 230H75V229H73ZM82 230H83V229H82ZM92 230L94 231V229H92ZM134 230H137V229L135 228ZM134 230H133V231H134ZM141 230H142V229H141ZM146 230H147V229H146ZM150 230H151V229H150ZM153 230H154V229H153ZM161 230L163 231V228H162ZM164 230H166L165 227H164ZM180 230H181V229H180ZM180 230L178 229V231H180ZM189 230H190V229H189ZM195 230L198 231L197 229H194L193 231H195ZM205 230H207V229H205ZM208 230H209V229H208ZM222 230H223V229H222ZM222 230H221V231H222ZM240 230H241V229H240ZM240 230H239V231H240ZM244 230H245V229H244ZM256 230H257V229H256ZM258 230H259V229H258ZM13 231H14V230H13ZM35 231H36V230H35ZM60 231H62V230H60ZM77 231H78V230H77ZM83 231H84V230H83ZM98 231H99V230H98ZM102 231H103V230H102ZM109 231H111V230H108V232H109ZM114 231H115V229H114ZM114 231H113V232H114ZM138 231H139V230H138ZM143 231H144V230H143ZM151 231H152V230H151ZM151 231H150V232H151ZM156 231H157V230H156ZM159 231H160V230H159ZM159 231H158V233L161 232V231H160V232H159ZM171 231H172V230H171ZM174 231H175V230H174ZM176 231H177V230H176ZM176 231H175V232H176ZM203 231H204V230H203ZM215 231H216V230H215ZM218 231H219V230H218ZM224 231H225V230H224ZM230 231H232V230H230ZM235 231H237V230H235ZM235 231H234V232H235ZM249 231H251V230H249ZM26 232H27V231H26ZM49 232L52 233L51 231H49ZM53 232H56V231H53ZM66 232H67V231H66ZM75 232H76V231H75ZM89 232H90V231H89ZM95 232H96V231H95ZM119 232H120V231H119ZM121 232H123V231H121ZM135 232H136V231H135ZM167 232H168V230H167ZM184 232H185V231H184ZM188 232H190V231H188ZM188 232H187V233H188ZM210 232H211V230H210ZM210 232H209V233H210ZM222 232H223V231H222ZM252 232H253V231H252ZM34 233H35V232H34ZM45 233H46V232H45ZM57 233H58V231H57ZM57 233H55V234H57ZM62 233H63V232H61V234H62ZM67 233H69V232H67ZM91 233H92V232H91ZM139 233H140V232H139ZM152 233H153V232H152ZM170 233H171V232H170ZM181 233H182V232H181ZM199 233H200V232H199ZM206 233H207V231H206ZM206 233H204V235H205ZM211 233H212V232H211ZM213 233H214V232H213ZM213 233H212V234H213ZM226 233H227V231H226ZM232 233H233V232H232ZM232 233H231L229 236H231ZM239 233H240V232H239ZM244 233H245V232H244ZM244 233H243V234H244ZM246 233H247V232H246ZM248 233H249V232H248ZM248 233H247V235H248ZM250 233H251V232H250ZM253 233H254V232H253ZM260 233H261V232H260ZM32 234H33V233H32ZM42 234H43V233H42ZM47 234H48V233H47ZM160 234H161V233H160ZM195 234H196V233H195ZM202 234H203V233H202ZM215 234H216V233H215ZM222 234H223V233H222ZM227 234H228V233H227ZM227 234H226V235H227ZM233 234H234V233H233ZM236 234H237V233H236ZM243 234H242V235H243ZM33 235H34V234H33ZM59 235H60V233H59ZM59 235H58V237H59ZM149 235H150V234H149ZM153 235H154V233H153ZM156 235H157V234H156ZM169 235H170V234H169ZM174 235H175V234H174ZM181 235H182V234H181ZM206 235H207V234H206ZM206 235H205V236H206ZM208 235H209V234H208ZM238 235H239V234H238ZM242 235H241V236H242ZM27 236H28V235H27ZM56 236H57V235H56ZM61 236H62V235H61ZM98 236H99V235H98ZM100 236H101V235H100ZM139 236H140V235H139ZM147 236H148V235H147ZM151 236H152V235H151ZM151 236H150V237H151ZM163 236H165V235H163ZM210 236H211V235H210ZM214 236H216V235H214ZM234 236H235V235H234ZM245 236H246V235H245ZM245 236H244V237H245ZM43 237H44V236H43ZM192 237H193V236H192ZM196 237H197V236H196ZM199 237H201V236L199 235ZM199 237H197V238L199 239ZM203 237H204V236H203ZM222 237H224V236H222ZM225 237H226V236H225ZM236 237H237V236H236ZM242 237H243V236H242ZM32 238H33V237H32ZM59 238H60V237H59ZM134 238H135V236H134ZM151 238H152V237H151ZM158 238H159V235H158ZM174 238H175V237H174ZM193 238H195V237H193ZM197 238H196V239H197ZM207 238H208V237H207ZM209 238H210V237H209ZM212 238H213V237H212ZM230 238H231V237H230ZM240 238H241V237H240ZM7 239H8V238H7ZM131 239H132V238H131ZM177 239H178V238H177ZM181 239H182V238H181ZM187 239H189V238H187ZM216 239H217V238H216ZM223 239H224V238H223ZM234 239H235V238H234ZM241 239H242V238H241ZM32 240H35V239H32ZM40 240H41V239H40ZM59 240H60V239H59ZM139 240H140V239H139ZM149 240H150V238H149ZM153 240H154V237H153ZM156 240H157V239H156ZM165 240H166V239H165ZM168 240H169V239H168ZM172 240H173V238H172ZM182 240H183V239H182ZM184 240H186V239L184 238ZM190 240H191V239H190ZM200 240L203 241L201 238H200ZM205 240H206V239H205ZM255 240H256V239H255ZM29 241H31V240H29ZM134 241H135V240H134ZM142 241H143V240H142ZM146 241H148V239H147ZM162 241H164V240H162ZM162 241H161V242H162ZM178 241H179V240H178ZM178 241H176V242H178ZM187 241H188V240H187ZM194 241H196V240H194ZM198 241H199V240H198ZM210 241H212V240H210ZM222 241H224V240H222ZM230 241H231V240H230ZM257 241H258V240H257ZM9 242H10V241H9ZM32 242H33V241H32ZM36 242H37V240L35 241V243H36ZM49 242H50V241H49ZM52 242H53V241H52ZM54 242H55V241H54ZM136 242H137V241H136ZM148 242H149V241H148ZM166 242H167V240H166ZM169 242H171V241H169ZM174 242H175V241H174ZM184 242H185V241H184ZM207 242H208V241H207ZM226 242H227V241H226ZM29 243H30V242H29ZM43 243H44V242H43ZM43 243H41V244H43ZM133 243H135V242H133ZM137 243H138V242H137ZM153 243H154V242H153ZM153 243H152V244H153ZM185 243H186V242H185ZM224 243H225V242H224ZM243 243H244V242H243ZM10 244H11V243H10ZM12 244H13V243H12ZM49 244H50V243H49ZM58 244H59V243H58ZM88 244H89V243H88ZM128 244H129V243H128ZM128 244H126V245H128ZM130 244H131V243H130ZM145 244H146V243H145ZM159 244H161L160 241H159ZM162 244H163V243H162ZM167 244H168V243H167ZM170 244H171V243H170ZM174 244H175V243H174ZM174 244H173V245H174ZM178 244H179V242H178ZM181 244H182V243H181ZM188 244L191 245L192 242L190 243V241H189ZM244 244H245V243H244ZM261 244H262V243H261ZM7 245H8V244H7ZM22 245H23V244H22ZM24 245H25V244H24ZM36 245H37V243H36ZM36 245H35V246H36ZM44 245H45V244H44ZM47 245H48V243H47ZM66 245H67V244H66ZM76 245H77V244H76ZM76 245H75V248L78 246V245H77V246H76ZM83 245H84V244H83ZM86 245H87V243H86ZM132 245H133V244H132ZM140 245H141V244H140ZM147 245H148V244H146V246H147ZM153 245H154V244H153ZM157 245H158V244H157ZM190 245H189V246H190ZM193 245H194V244H193ZM201 245H202V244H201ZM213 245H219V244L214 243ZM223 245H224V244H223ZM235 245H236V244H235ZM246 245H247V244H246ZM8 246H9V245H8ZM15 246H16V245H15ZM35 246H34V247H35ZM39 246H40V244H39ZM59 246H60V245H59ZM64 246H65V245H64ZM68 246H69V245H68ZM135 246H136V245H135ZM135 246H134V247H135ZM159 246H160V245H159ZM161 246H163V245H161ZM165 246H166V245H164V248L167 247V246H166V247H165ZM168 246L171 247V245H168ZM175 246H176V245H175ZM185 246H186V245H185ZM238 246H239V245H238ZM241 246H242V245H241ZM13 247H14V246H13ZM28 247H29V246H28ZM34 247H33V248H34ZM70 247H71V246H70ZM90 247H91V246H90ZM90 247H89V248H90ZM94 247H95V246H94ZM106 247H107V246H106ZM122 247H123V246H122ZM124 247H126V246H124ZM129 247H130V246H129ZM134 247H133V248H134ZM138 247H139V246H138ZM147 247L150 248V245L147 246ZM152 247H153V246H152ZM154 247H155V245H154ZM179 247H180V246H179ZM181 247H182V245H181ZM187 247H188V246H187ZM197 247H198V246H197ZM197 247H196V248H197ZM214 247H217V246H214ZM230 247H231V246H230ZM14 248H15V247H14ZM14 248H13V249H14ZM29 248H31V247H29ZM35 248H36V247H35ZM35 248H34V249H35ZM43 248H44V247H43ZM45 248H46V247H45ZM57 248H58V247H57ZM67 248H68V247H67ZM77 248H78V247H77ZM98 248H99V247H98ZM98 248H97V249H98ZM100 248H101V247H100ZM161 248H163V247H161ZM167 248H168V247H167ZM175 248H176V247H175ZM188 248H189V247H188ZM11 249H12V248H11ZM13 249H12V250H13ZM18 249H19V248H18ZM34 249H33V250H34ZM91 249H92V248H91ZM104 249H105V248H104ZM112 249H113V248H112ZM134 249H135V248H134ZM138 249H139V248H138ZM151 249H152V248H151ZM168 249H169V248H168ZM190 249H191V246H190ZM201 249H202V248H201ZM203 249H204V248H203ZM212 249H213V248H212ZM243 249H244V248H243ZM5 250H7V248H6ZM22 250H23V249H22ZM43 250H44V249H43ZM51 250H52V249H51ZM57 250H58V249H57ZM64 250H65V249H64ZM71 250H72V249H71ZM81 250H82V249H81ZM113 250H114V249H113ZM141 250H142V249H141ZM171 250H172V249H171ZM197 250H198V249H197ZM197 250H196V251H197ZM205 250H207V249L205 248ZM205 250H204V251H205ZM209 250H211V249H209ZM215 250H216V249H215ZM219 250H220V249H219ZM221 250H222V249H221ZM225 250H226V249H225ZM225 250H224V252H226ZM238 250H239V249H238ZM16 251H17V249H16ZM23 251H24V250H23ZM26 251H27V250H26ZM66 251H67V250H66ZM66 251H65V253H66ZM68 251H69V250H68ZM86 251H87V250H86ZM98 251H99V250H98ZM100 251H101V250H100ZM111 251H112V250H111ZM161 251H162V250H161ZM175 251H176V250H175ZM192 251H195V250H192ZM192 251H191V252H192ZM198 251H199V250H198ZM204 251H203V252H204ZM228 251H229V250H228ZM244 251H245V250H244ZM254 251H257V250H254ZM258 251H259V250H258ZM258 251H257V252H258ZM260 251H261V250H260ZM49 252H50V251H49ZM58 252H59V251H58ZM84 252H85V251H84ZM94 252H95V251H94ZM102 252H103V251H102ZM106 252H107V251H106ZM124 252H126V251H124ZM134 252H135V251H134ZM137 252H138V251H137ZM170 252H171V251H170ZM201 252H202V251H201ZM205 252H206V251H205ZM205 252H204V253H205ZM233 252H234V251H233ZM245 252H246V251H245ZM250 252H251V251H250ZM262 252H263V250H262ZM3 253H4V252H3ZM17 253H18V252H17ZM69 253H70V252H69ZM107 253H108V252H107ZM153 253H157V252H148V253H143L142 255L145 256L144 258H146L147 260L153 261V263H154L155 260H153V258H154L155 256L153 255ZM179 253H180V252H179ZM179 253H178V254H179ZM197 253L199 254V252H197ZM197 253H196V255H197ZM209 253H210V252H209ZM239 253H240V252H239ZM260 253H261V252H260ZM78 254H79V253H78ZM80 254H81V253H80ZM91 254H92V253H91ZM186 254H187V253H186ZM189 254H190V253H189ZM205 254H206V253H205ZM218 254H219V253H218ZM218 254H217V255H218ZM228 254H229V253H228ZM244 254H245V253H244ZM246 254H247V253H246ZM257 254H258V253H257ZM257 254H256V255H257ZM17 255H18V254H17ZM29 255H30V254H29ZM31 255H32V254H31ZM49 255H50V254H49ZM89 255H90V254H89ZM106 255H107V254H106ZM108 255H109V254H108ZM215 255H216V254H215ZM217 255H216V257H217ZM226 255H227V254H226ZM232 255H233V253H232ZM235 255H236V254H235ZM261 255H262V254H261ZM18 256H19V255H18ZM47 256H48V255H47ZM72 256H73V255H72ZM162 256H163V255H162ZM194 256H195V255H194ZM209 256H210V255H209ZM213 256H214V255H213ZM230 256H231V255H230ZM230 256L228 255V257H230ZM249 256H250V253L247 254V255H241V256H239L238 258H239V259H248ZM259 256H260V255H259ZM259 256H258V257H259ZM30 257H31V256H30ZM37 257H38V255H37ZM56 257H57V256H56ZM56 257H55V258H56ZM62 257H63V256H62ZM77 257H78V256H77ZM90 257H91V256H90ZM124 257H125V256H124ZM177 257H178V256H174L173 258L176 259ZM202 257H204V256H202ZM214 257H215V256H214ZM218 257H219V256H218ZM236 257H237V256H236ZM23 258H24V257H23ZM27 258H28V257H27ZM34 258H36V257H34ZM109 258H110V257H109ZM196 258H197V257H196ZM205 258H207V257H205ZM208 258H209V257H208ZM233 258H234V257H233ZM6 259H7V258H6ZM50 259H51V258H50ZM79 259H80V258H79ZM90 259H91V258H90ZM111 259H112V258H111ZM124 259H125V258H124ZM160 259H162V258H160ZM197 259H198V258H197ZM197 259H196V260H197ZM215 259H216V258H215ZM222 259H224V257H222ZM256 259H257V258H256ZM9 260H10V259H9ZM14 260H15V259H14ZM67 260H68V259H67ZM96 260H98V259H96ZM182 260H183V259H182ZM194 260H195V258H194ZM196 260H195V261H196ZM227 260H228V259H227ZM254 260H255V259H254ZM259 260H260V259H259ZM75 261H76V260H75ZM80 261H81V260H80ZM88 261H90V260H88ZM93 261H94V260H93ZM114 261H115V260H114ZM177 261H178V260H177ZM183 261H184V260H183ZM183 261L180 262V263H179V261H178V262L175 261V263L182 264ZM190 261H191V260H190ZM190 261H189V262H190ZM201 261H202V260H201ZM203 261H205V260H203ZM209 261H210V260H209ZM234 261H235V260H234ZM251 261H252V260H251ZM256 261H257V260H256ZM1 262H2V261H1ZM15 262H16V261H15ZM18 262H19V261H18ZM18 262H17V263H18ZM26 262H27V261H26ZM58 262H59V261H58ZM63 262H64V261H63ZM84 262H86V261H84ZM123 262H124V261H123ZM148 262H149V261H148ZM160 262H161V261H160ZM184 262L187 263V261H184ZM249 262H250V260H249ZM249 262H248V264H249ZM261 262H262V261H261ZM56 263H57V262H56ZM61 263H62V262H61ZM64 263H67V262H64ZM77 263H78V262H77ZM99 263H101V262H99ZM114 263H115V262H114ZM125 263H126V262H125ZM125 263H124V264H125ZM142 263H143V262H142ZM151 263H152V262H151ZM156 263H157V261H156ZM169 263H170V262H169ZM192 263H195V262H192ZM215 263H217V262H215ZM215 263H212V264H215ZM222 263H223V262H222ZM232 263H233V262H232ZM237 263H238V262H237ZM254 263H255V262H254ZM258 263H259V262H258ZM0 264H1V263H0ZM10 264H12V263H10ZM33 264H34V263H33ZM38 264H39V263H38ZM41 264H42V263H41ZM46 264H47V263H46ZM48 264H49V263H48ZM54 264H55V263H54ZM92 264H93V263H92ZM104 264H105V263H104ZM111 264H112V263H111ZM128 264H129V263H128ZM136 264H137V263H136ZM139 264H141V263H139ZM147 264H148V263H147ZM165 264H166V263H165ZM167 264H168V263H167ZM183 264H184V263H183ZM190 264H191V263H190ZM195 264H196V263H195ZM218 264H219V263H218ZM235 264H236V263H235ZM244 264H245V262H244ZM252 264H253V263H252Z\"/></svg>", "mask_w": 264, "mask_h": 264}]
</instances>
